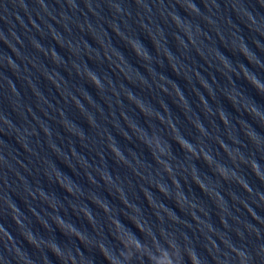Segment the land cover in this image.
I'll use <instances>...</instances> for the list:
<instances>
[{
  "label": "water",
  "instance_id": "water-1",
  "mask_svg": "<svg viewBox=\"0 0 264 264\" xmlns=\"http://www.w3.org/2000/svg\"><path fill=\"white\" fill-rule=\"evenodd\" d=\"M245 74L264 0H0V264H264Z\"/></svg>",
  "mask_w": 264,
  "mask_h": 264
},
{
  "label": "clouds",
  "instance_id": "clouds-1",
  "mask_svg": "<svg viewBox=\"0 0 264 264\" xmlns=\"http://www.w3.org/2000/svg\"><path fill=\"white\" fill-rule=\"evenodd\" d=\"M245 78L259 92L264 93V88L260 87V85H259V83H258V81L256 79L249 80L248 77H247V74H245ZM95 83H99V81H98L97 78H96ZM181 147H183L182 144H181ZM205 157H206V159H205ZM197 158L198 159L199 158H203V159H205L206 162H208L209 164H211L210 163L211 160L207 156H202V157H197ZM251 168H252L253 172L259 177L258 165L256 163H253L251 165ZM220 175L224 179H227L228 178L227 176H224L222 174H220ZM261 179H264V178H261ZM105 212H107V211H105ZM89 221H90V219H89ZM116 224L119 225V222H116ZM59 226L62 228V225H59ZM138 227L140 228V230H142V231L144 230L143 227H141V226H138ZM68 234L76 235L77 238H80L81 239V237L79 236V234L76 233V232H71V233H68ZM118 235H119V233H118ZM132 240L134 241V243L125 242V241L122 240V243H124V246H125V249H126V252L125 253H122V255H123L124 259L125 260H128V261H130L132 259L133 255L135 254L132 251V248L135 249V252H142L144 250V246L141 245V243L138 240H135V238H132ZM28 241H29V243L34 244V241L33 240H28ZM51 250L53 251L54 254H56L57 256H59V252H58V250L56 248H52ZM101 251H102L103 254H105L103 248H101ZM159 251H160L159 257H157L155 255L149 257L150 260L153 261V264H179V261L182 260V255H181L180 250H179L178 247H176L174 249V255L169 254V252L166 251V250H159ZM188 257H189V260L191 261V264H194L193 257L195 258V264H197V260H196V257L194 255L188 254ZM105 258L109 261V264H119V261L118 260L111 259L106 254H105Z\"/></svg>",
  "mask_w": 264,
  "mask_h": 264
}]
</instances>
